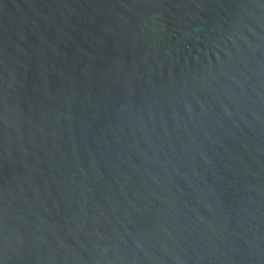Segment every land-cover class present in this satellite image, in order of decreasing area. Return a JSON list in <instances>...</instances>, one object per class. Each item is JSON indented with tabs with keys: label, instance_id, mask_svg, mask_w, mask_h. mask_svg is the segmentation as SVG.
Segmentation results:
<instances>
[{
	"label": "water",
	"instance_id": "obj_1",
	"mask_svg": "<svg viewBox=\"0 0 264 264\" xmlns=\"http://www.w3.org/2000/svg\"><path fill=\"white\" fill-rule=\"evenodd\" d=\"M0 264H264V0H0Z\"/></svg>",
	"mask_w": 264,
	"mask_h": 264
}]
</instances>
